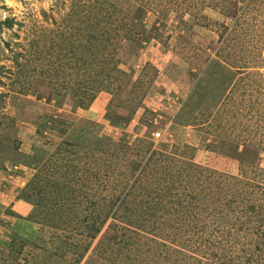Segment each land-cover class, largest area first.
Masks as SVG:
<instances>
[{"label": "rangeland", "instance_id": "obj_1", "mask_svg": "<svg viewBox=\"0 0 264 264\" xmlns=\"http://www.w3.org/2000/svg\"><path fill=\"white\" fill-rule=\"evenodd\" d=\"M256 162L264 0H0V264H264Z\"/></svg>", "mask_w": 264, "mask_h": 264}, {"label": "trees", "instance_id": "obj_2", "mask_svg": "<svg viewBox=\"0 0 264 264\" xmlns=\"http://www.w3.org/2000/svg\"><path fill=\"white\" fill-rule=\"evenodd\" d=\"M228 17H231L230 19L232 20L233 18H238L237 17V15L235 14V12H230L229 14H228ZM127 26V24H125V26L124 27H126ZM227 26V25H226ZM228 27H229V25L225 28V30H227L228 29ZM110 38V37H109ZM94 53V51H92V54ZM111 71L112 70H110V69H102V70H100L99 71V75L101 74V73H105V74H107V75H110V73H111ZM102 74V75H103ZM89 78V77H88ZM103 84H104V81L102 80L101 81V85L100 86H97L96 88H97V90L99 91V93L100 92H102V91H105V87H106V85H104L103 86ZM78 89V88H77ZM99 95V94H98ZM94 95H93V93H90V95H89V97L88 98H92ZM87 97V96H86ZM74 103V102H73ZM77 103H80L81 105H84V102H83V100H81V99H79L78 101H76L75 102V104H77ZM111 115V114H110ZM114 117H115V115H114ZM122 122V120H120L119 119V117H118V115H116V120L114 121V122H112L113 124H115V125H118V123L119 122ZM124 121V120H123ZM124 122H126V121H124ZM122 125H123V122H122ZM233 147V146H232ZM230 149V148H229ZM238 148L237 147H235V149H234V152L232 153V155H234L235 157H237V158H239L240 159V161H242L243 160V158H244V156H243V151H238L237 150ZM232 151V150H231ZM246 151H249L248 149H246ZM250 152V154H251V151H249ZM258 156H259V154L257 155V157L256 156H253V159H254V161H256V160H258ZM251 159V158H250ZM252 160V159H251ZM136 166L138 167V164H136ZM135 166V167H136ZM254 167V170L256 171V173L257 174H262V173H264V169L263 168H261V166L256 162V164H255V166H253ZM199 178V177H198ZM35 181V180H34ZM224 182V183H228V178H224V180H219V178H217L213 183L219 188V186H221V184H220V182ZM238 183H241V182H238ZM220 184V185H219ZM259 186H262V184L261 183H259ZM28 187H31V186H28ZM159 193H157V195H158ZM163 193H161L160 195H162ZM18 197H20L22 200H24V201H32V193L31 192H25V190H23V192L22 193H19V196ZM226 205H228V202H226ZM157 207H158V205L157 206H155V208L153 207V205L152 206H149L145 211L143 210L142 212L141 211H138V213H135V212H133L132 214H131V212L132 211H130V216H129V218L128 219H133L132 218V216H135V214H138L137 215V217L135 216V218H136V222H132L131 220H129L128 221V223H129V227H130V225H133V224H136V225H139L140 227H143V228H145L146 227V225H145V221L146 220H148L149 219V217H152V218H155V216H157V211H158V209H157ZM227 207V206H226ZM160 208V207H159ZM256 208H257V206L255 207V204L254 203H248V204H246V206L244 207V209H245V211H246V213H247V215H248V213H252V212H254L253 214H255L256 215V218H255V216H252V218H250L249 219V221L247 220V222L246 221H242L241 223V225H244V224H246V223H249V225H251V227L252 226H254L255 224L257 225V226H255L254 228H257L256 230L258 231L259 229H258V227L260 226V225H262L263 227H264V210L263 209H260L259 210V212H257L256 211ZM226 215L227 214H224V213H222V214H219V216L215 219L216 221H218V222H220L222 219H224V218H226ZM253 217H254V219H253ZM139 219H145V220H143L142 221V223H140L138 220ZM139 222V223H138ZM226 229H228V224L226 225ZM96 232H97V230H95ZM222 231V233L224 234H226L227 235V237H226V240H227V242H226V244L228 245L229 243L230 244H232V246L234 247V246H236V245H240L241 246V248H244L243 246L245 245V242L247 241V240H244V238H243V235L242 234H235V233H232L231 231H226L225 229L224 230H221ZM229 234H233L234 236H233V238L234 239H229V237H228V235ZM260 235H261V237L259 238L260 240H261V245H258L257 247H256V249H258V251H259V254H256V252L255 251H253V252H249L248 254H246L245 256H244V259H247L246 260V262H251L252 261V259H253V256L256 254V255H260V257H261V259H264V247H263V245H264V228H263V230L260 232ZM245 236H247V235H245ZM251 237H253V234L252 235H249L248 236V240L249 241H252V239H251ZM206 240L207 241H210V243H212L213 242V240L211 239L210 240V238H206ZM205 240V241H206ZM232 240L234 241V242H232ZM133 243H136V242H133ZM247 243H249V242H247ZM125 245H127V244H125ZM240 248V249H241ZM85 250H87L86 248H85ZM84 250V251H85ZM206 250L208 251V255H210V257H211V259L213 260V261H215V262H217L218 264H240L241 262H237V258H238V256H233L232 257V255H230V256H228V254L227 253H225L224 254V258L222 257V254H220L217 250H210L209 249V247L207 246V248H206ZM227 252H228V249H227ZM119 253V252H118ZM237 262V263H236ZM248 264V263H247Z\"/></svg>", "mask_w": 264, "mask_h": 264}, {"label": "built area", "instance_id": "obj_3", "mask_svg": "<svg viewBox=\"0 0 264 264\" xmlns=\"http://www.w3.org/2000/svg\"><path fill=\"white\" fill-rule=\"evenodd\" d=\"M157 135H159V132L157 133Z\"/></svg>", "mask_w": 264, "mask_h": 264}]
</instances>
